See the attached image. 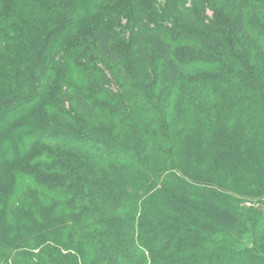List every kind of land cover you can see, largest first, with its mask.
<instances>
[{
	"label": "trees",
	"instance_id": "trees-1",
	"mask_svg": "<svg viewBox=\"0 0 264 264\" xmlns=\"http://www.w3.org/2000/svg\"><path fill=\"white\" fill-rule=\"evenodd\" d=\"M249 11L264 0H0V264H230L234 196L264 192Z\"/></svg>",
	"mask_w": 264,
	"mask_h": 264
},
{
	"label": "rangeland",
	"instance_id": "rangeland-1",
	"mask_svg": "<svg viewBox=\"0 0 264 264\" xmlns=\"http://www.w3.org/2000/svg\"><path fill=\"white\" fill-rule=\"evenodd\" d=\"M153 3V6L155 8H159V11H163L164 7V1L165 0H150ZM196 0H184V4L187 5V7L193 5ZM123 3L121 4L118 2L119 6L118 8L120 9V15L123 13L124 8L122 9L121 6L126 7V2L122 1ZM121 4V6H120ZM213 6V5H211ZM248 17L250 22L256 23V26L259 29L264 30V17L258 16L256 13L253 11L247 12ZM119 15V16H120ZM115 15H103L101 19L97 21L95 24H128L127 19L123 18L121 16L119 20L114 17ZM205 16L208 17L209 19L214 18L213 14V9L210 7V5H206V11H205ZM116 19V20H115ZM114 23H113V22ZM261 23V24H259ZM87 37L89 41V47L90 51H93L95 49V41H94V34L88 35ZM190 50L189 47H185L180 49L181 57L185 56V54L188 53ZM191 51V50H190ZM94 55L96 58H98V53L95 51ZM223 58V56H221ZM100 61V60H98ZM244 62V60H242ZM248 62H244L243 65H246ZM248 65V64H247ZM101 67V64H100ZM260 78L263 80L264 75H261ZM119 80V79H118ZM110 90L116 92L117 87L115 85L110 86ZM201 116V117H200ZM200 116H197L196 120L197 122H201L204 117V113ZM201 118V119H200ZM250 196H242V195H235V200H233V204L235 209L238 212H243V213H249L251 217V222L248 224V231L245 235L243 234H237L236 236H230L228 237L226 235V232H222L219 235V239L225 240V244L222 246L223 249L229 250V247H232L234 255V259L230 262V264H264V238L254 240V229L256 226V222L262 217H264V192L262 194H255L253 197ZM208 250H211V246L207 247ZM224 253V250H223ZM222 260L219 257V260L216 262H212V264H228L227 261V254L225 253L221 256Z\"/></svg>",
	"mask_w": 264,
	"mask_h": 264
}]
</instances>
